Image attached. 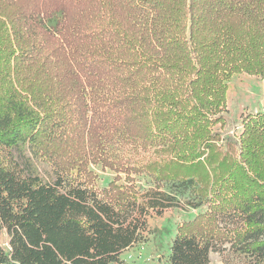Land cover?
I'll use <instances>...</instances> for the list:
<instances>
[{
  "label": "trees",
  "instance_id": "16d2710c",
  "mask_svg": "<svg viewBox=\"0 0 264 264\" xmlns=\"http://www.w3.org/2000/svg\"><path fill=\"white\" fill-rule=\"evenodd\" d=\"M239 73L264 99V0H0V264H118L182 208L166 184L206 206L167 264H264V103L223 132Z\"/></svg>",
  "mask_w": 264,
  "mask_h": 264
},
{
  "label": "rangeland",
  "instance_id": "374dc122",
  "mask_svg": "<svg viewBox=\"0 0 264 264\" xmlns=\"http://www.w3.org/2000/svg\"><path fill=\"white\" fill-rule=\"evenodd\" d=\"M262 88V81L253 75L239 73L231 77L226 91L228 111L224 114L226 123L223 129L224 134L236 135L241 129L239 120L242 116L263 110ZM97 173L98 185L101 187L106 186L113 177V173L109 170L98 169ZM135 179L143 188H148L152 184L150 177L143 174L135 175ZM164 188L181 202L182 208H172L164 211L162 216L150 217L148 235L124 250L119 256L118 264H167L170 243L175 236L177 225L191 220L198 212L205 210V205L193 208L187 206L185 203L187 194L172 191V186L169 184H166ZM219 225L223 228L224 226L232 227L234 223L230 219L223 218ZM208 257L210 264H240V257L232 253L228 242L215 244L209 251Z\"/></svg>",
  "mask_w": 264,
  "mask_h": 264
},
{
  "label": "water",
  "instance_id": "95a60500",
  "mask_svg": "<svg viewBox=\"0 0 264 264\" xmlns=\"http://www.w3.org/2000/svg\"><path fill=\"white\" fill-rule=\"evenodd\" d=\"M5 242V239H3V243Z\"/></svg>",
  "mask_w": 264,
  "mask_h": 264
}]
</instances>
